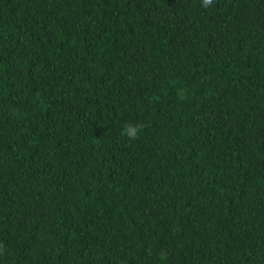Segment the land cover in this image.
I'll return each instance as SVG.
<instances>
[{
  "label": "trees",
  "instance_id": "trees-1",
  "mask_svg": "<svg viewBox=\"0 0 264 264\" xmlns=\"http://www.w3.org/2000/svg\"><path fill=\"white\" fill-rule=\"evenodd\" d=\"M201 4L0 0V264H264V0Z\"/></svg>",
  "mask_w": 264,
  "mask_h": 264
},
{
  "label": "clouds",
  "instance_id": "clouds-1",
  "mask_svg": "<svg viewBox=\"0 0 264 264\" xmlns=\"http://www.w3.org/2000/svg\"><path fill=\"white\" fill-rule=\"evenodd\" d=\"M213 2H214V0H202L201 6L204 7V8H208V7H210V6L213 5ZM131 127L132 126H130V125L129 126H126L125 129L122 132V135H126V136H128V138L130 140H134V139L137 138V135H136L137 131H139L141 129H139V128H133V130L131 132H129L128 129L131 128Z\"/></svg>",
  "mask_w": 264,
  "mask_h": 264
}]
</instances>
